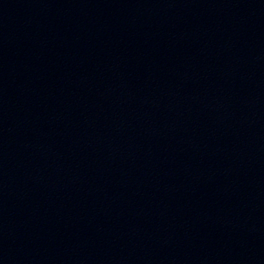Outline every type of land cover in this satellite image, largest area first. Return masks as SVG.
I'll list each match as a JSON object with an SVG mask.
<instances>
[{
  "label": "water",
  "instance_id": "water-1",
  "mask_svg": "<svg viewBox=\"0 0 264 264\" xmlns=\"http://www.w3.org/2000/svg\"><path fill=\"white\" fill-rule=\"evenodd\" d=\"M0 264H264V0H0Z\"/></svg>",
  "mask_w": 264,
  "mask_h": 264
}]
</instances>
